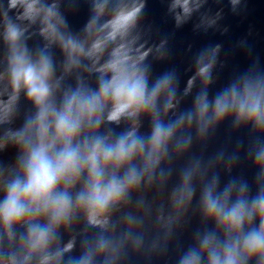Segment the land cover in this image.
<instances>
[{"label":"clouds","instance_id":"9594fccd","mask_svg":"<svg viewBox=\"0 0 264 264\" xmlns=\"http://www.w3.org/2000/svg\"><path fill=\"white\" fill-rule=\"evenodd\" d=\"M87 3L77 28L81 0H0V152L15 151L0 159V264H264V65L213 90L220 45L207 46L181 90L175 68L154 70L170 52L148 0ZM165 3L177 27L221 16ZM226 121L247 141L209 153Z\"/></svg>","mask_w":264,"mask_h":264},{"label":"water","instance_id":"95a60500","mask_svg":"<svg viewBox=\"0 0 264 264\" xmlns=\"http://www.w3.org/2000/svg\"><path fill=\"white\" fill-rule=\"evenodd\" d=\"M212 14L221 12L217 23L205 29L197 27L199 16L177 27L174 20L167 14L165 0H148L146 6L145 23L151 25L153 39L167 36L170 55L163 61H154V70L157 72L169 68H175L180 75V88L186 86L187 79L191 75V65L194 55L207 46L220 45L218 63L214 72L216 82L211 86L214 90L224 83L234 72L250 66L252 63L264 65V0H242L236 11H233L231 0H208L204 6ZM88 14L87 0H81L80 8L75 12H69L68 19L74 27H80L86 21ZM33 41H30L32 43ZM191 102V97H185L183 104ZM27 107L25 101L21 102V110ZM19 123V120L17 121ZM148 130L146 121L142 131ZM237 139L247 141V131L233 132L229 122L222 124L210 139L207 145L209 153L220 147L227 146L234 149ZM199 150L200 146H196ZM15 151L12 148L0 152V159L10 161L14 159ZM237 172L250 171L247 161L244 159L243 150ZM152 198V194H149ZM196 225L193 217L191 223L186 225L185 231L178 234L173 241L176 243L186 240L188 231ZM131 264H169L167 256H154L151 259L144 257L133 258Z\"/></svg>","mask_w":264,"mask_h":264}]
</instances>
